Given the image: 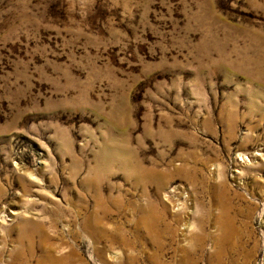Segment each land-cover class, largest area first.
<instances>
[{
	"label": "rangeland",
	"instance_id": "obj_1",
	"mask_svg": "<svg viewBox=\"0 0 264 264\" xmlns=\"http://www.w3.org/2000/svg\"><path fill=\"white\" fill-rule=\"evenodd\" d=\"M49 248L264 264V0H0V264Z\"/></svg>",
	"mask_w": 264,
	"mask_h": 264
},
{
	"label": "bare ground",
	"instance_id": "obj_2",
	"mask_svg": "<svg viewBox=\"0 0 264 264\" xmlns=\"http://www.w3.org/2000/svg\"><path fill=\"white\" fill-rule=\"evenodd\" d=\"M93 216V215H92ZM98 216V215H97ZM97 221L96 223H95V221ZM101 220H102V218L100 217V216H98V217H95V219L93 218V219H91V218H89V220H87V222H86V224H85V226H84V229L85 230H87V231H90L91 229H92V231H94V232H96V229H97V227H96V225L98 224V226H100L101 225ZM98 221H99V223H98ZM101 222V223H100ZM230 224H232V227L229 225L228 227H230V231L229 232H233V233H236V231H235V229L233 228V223H232V221H230ZM40 228V227H39ZM101 229V228H100ZM103 229V228H102ZM41 231H45V226L44 225H42V227H41ZM102 231V230H101ZM102 233H104V232H102ZM95 237H96V239L97 240H100L101 238H103L101 235H100V233L99 232H97L96 234H95ZM44 241V240H43ZM45 244V243H44ZM44 256H45V259H44V261H42L41 263L42 264H62V262L65 260V258L64 259H58V258H56L55 256H54V249L53 248H49L48 250L46 249V252H45V254H44ZM43 256V257H44Z\"/></svg>",
	"mask_w": 264,
	"mask_h": 264
}]
</instances>
